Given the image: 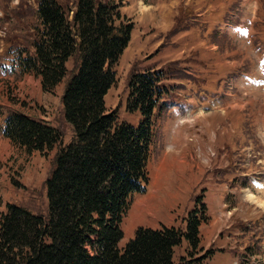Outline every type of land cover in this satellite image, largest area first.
<instances>
[{
    "label": "rangeland",
    "instance_id": "obj_1",
    "mask_svg": "<svg viewBox=\"0 0 264 264\" xmlns=\"http://www.w3.org/2000/svg\"><path fill=\"white\" fill-rule=\"evenodd\" d=\"M114 1L133 27L114 65L115 81L104 98L107 111L115 112L118 121L139 123L140 114L126 110L132 68L173 71L174 77L164 81L169 90L164 99L180 106L157 118L148 184L131 197L118 246L140 226L185 230V217L205 189L209 218L199 230L200 246L213 251L207 264H264V187L249 182L251 176L264 182V74L256 61L264 48V0ZM68 3L72 7V0ZM35 8L34 0H0V214L14 203L47 215L45 180L57 148L26 151L3 133L6 118L17 113L55 127L64 145L74 136L62 93L77 59H68L66 77L53 92L44 91L40 78L18 65L19 57L34 51ZM187 112L195 122L178 129ZM206 145H212L210 156ZM242 169L247 175L235 177ZM186 249L184 240L175 247V263Z\"/></svg>",
    "mask_w": 264,
    "mask_h": 264
},
{
    "label": "trees",
    "instance_id": "obj_2",
    "mask_svg": "<svg viewBox=\"0 0 264 264\" xmlns=\"http://www.w3.org/2000/svg\"><path fill=\"white\" fill-rule=\"evenodd\" d=\"M34 1L39 25L34 51L19 57L18 65L38 76L44 91L53 92L66 77L68 59H77L62 93L64 116L74 136L64 145L55 127L17 113L6 118L3 133L26 151L57 148L45 180L47 215L14 203H7L0 214V264H207L213 251L200 246L199 230L209 218L205 189L185 217V230L140 226L118 246L131 197L145 192L148 184L146 167L157 118L172 103L166 100L164 81L175 73L165 67L132 68L126 110L138 112L140 120L136 126L118 121L104 98L133 27L120 4L72 0L71 7L70 0ZM183 240L190 250L175 263V247Z\"/></svg>",
    "mask_w": 264,
    "mask_h": 264
},
{
    "label": "bare ground",
    "instance_id": "obj_3",
    "mask_svg": "<svg viewBox=\"0 0 264 264\" xmlns=\"http://www.w3.org/2000/svg\"><path fill=\"white\" fill-rule=\"evenodd\" d=\"M253 198V197H252Z\"/></svg>",
    "mask_w": 264,
    "mask_h": 264
}]
</instances>
